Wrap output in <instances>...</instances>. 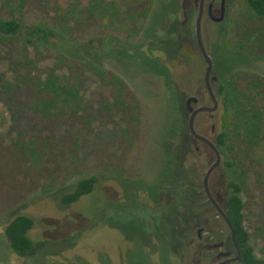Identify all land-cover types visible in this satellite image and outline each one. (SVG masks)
Here are the masks:
<instances>
[{
	"label": "rangeland",
	"instance_id": "374dc122",
	"mask_svg": "<svg viewBox=\"0 0 264 264\" xmlns=\"http://www.w3.org/2000/svg\"><path fill=\"white\" fill-rule=\"evenodd\" d=\"M60 1L65 4L69 0ZM150 1L119 0L126 12H143ZM188 4L186 0H152L148 16L138 22L142 33L133 41H125V35L105 26L91 27L80 35L82 41L94 38L96 42L112 37L104 46L105 64L140 96L144 120L139 130L120 119L105 126L95 123L88 149L59 155L61 164L54 174L57 187L52 193L30 190L26 193L28 202L0 217V264H183L171 245V241L174 245L177 242L175 236L182 240L181 226L172 223L170 216L180 212L187 201L169 200V182L171 188L177 183V191L183 183H196L197 175L204 176L214 155L202 143H194L188 128L187 98L197 96L203 104L210 102L204 81L207 64L196 45V14L192 20L185 16ZM28 19L34 21L36 16ZM206 29L211 37L202 34V39L213 60L216 83L232 69L264 76V61L249 60L229 49L227 38L243 39L229 21V11L226 25H207ZM247 36L264 52V27L250 28ZM21 54L19 44L14 50L15 61ZM6 68L2 62L0 70ZM88 84V97L96 100L101 87L95 76H90ZM220 117V109L213 118L201 114L198 128L213 140ZM11 125V114L0 102V139L9 136ZM21 125L30 126L31 121L23 117ZM129 125L131 132L124 135L127 145L122 149V133ZM117 169L141 180H118ZM222 170L225 177L220 183L226 187L230 178L225 164ZM92 175L98 176L99 182L91 193L77 202L62 203L63 194L76 188V180ZM12 199L13 195L0 205H9ZM259 204L254 197L250 231L256 252L264 259V212ZM18 215L34 219L33 240L50 241L29 259L14 253L4 231ZM192 261L190 257L187 264Z\"/></svg>",
	"mask_w": 264,
	"mask_h": 264
},
{
	"label": "trees",
	"instance_id": "16d2710c",
	"mask_svg": "<svg viewBox=\"0 0 264 264\" xmlns=\"http://www.w3.org/2000/svg\"><path fill=\"white\" fill-rule=\"evenodd\" d=\"M151 8L152 0L143 12L123 11L119 0L65 4L0 0V65L7 67L0 70V102L12 117L9 136L0 139V202L13 195L9 205H0V217L28 202L30 190L52 193L57 187L54 174L61 164L59 155L88 149L95 123L105 126L120 119L139 130L144 120L142 99L104 61L106 39L112 37L96 42L94 38L82 41L80 35L91 27L105 26L125 35V41L136 40L142 33L138 22ZM30 16L36 19L29 22ZM229 21L243 38H227L229 49L249 60L264 61V52L247 36L250 28L264 27V0H230ZM19 44L22 54L15 61ZM91 75L101 87L96 100L88 97ZM216 84L221 117L215 143L226 157L230 178L227 216L237 234L242 264H263L250 231V207L256 197L264 212V76L232 69ZM23 117L31 121L30 126L21 125ZM130 132V125L123 130L122 149L127 145L124 135ZM117 170L118 180H141L127 170ZM76 182L75 189L63 194L62 203L77 202L91 193L99 178L92 175ZM34 226L33 218L18 215L4 229L9 246L20 258L33 257L50 243L30 237Z\"/></svg>",
	"mask_w": 264,
	"mask_h": 264
},
{
	"label": "flooded vegetation",
	"instance_id": "af4514ba",
	"mask_svg": "<svg viewBox=\"0 0 264 264\" xmlns=\"http://www.w3.org/2000/svg\"><path fill=\"white\" fill-rule=\"evenodd\" d=\"M189 3L187 6L185 5V16H188L190 20H192L196 14V20L198 18L200 12V0H186ZM224 3L225 15L222 16V9ZM229 3L230 0H205L204 4V13L202 18V34L203 36H207V38L211 37L210 32L206 29L207 25H226L229 11ZM195 38H196V30H195ZM210 40V39H208ZM197 43V42H196ZM197 45V44H196ZM198 47V46H197ZM203 57V56H202ZM205 81V80H204ZM212 85L214 92L216 93L217 84L215 80H212ZM206 86V84H205ZM206 90L209 95L210 102L209 104H203L201 102V98H198L197 103H192L193 108H198L200 106H212L214 102L211 98V95L206 87ZM217 96V94H216ZM191 97V96H190ZM219 100V99H218ZM187 109V103H186ZM220 109L219 108L215 112H201L195 118V129L200 134L209 138L206 134L202 133L204 130L202 128H198V116L201 114H208L209 117H215V114ZM188 111V110H187ZM189 112V111H188ZM189 112V117H190ZM189 120V118H188ZM205 128V125H203ZM189 128V127H188ZM211 130H216V124L211 126ZM216 135V134H215ZM192 136V135H191ZM194 139V143H202L205 148H212L205 143L204 141L197 139L192 136ZM213 143H215V138L213 140L209 138ZM216 145V143H215ZM217 146V145H216ZM218 147V146H217ZM197 150H199V146H196ZM219 149V147H218ZM220 153L221 150L219 149ZM214 155L211 158L213 164L216 161V154L213 151ZM224 164L223 154L221 153V162L220 164L211 172L208 179V187L209 190L217 201V203L222 208L225 216L220 212V210L214 205V203L210 200L207 192L205 191L204 178L206 176V172L203 177L199 174L198 180L196 183H185L182 184L181 189L177 191V183L176 186L169 188L170 192H172L169 199L171 202H176V200H186L184 204H182V208L180 212H176L173 216H170L172 219V223L175 225L181 226V237L182 240L174 237L177 242L174 243L171 241L172 249L174 252L180 256V259L183 264H187L190 257H193V264H242V251L240 245L237 240V234L232 225L229 217L226 212V201L229 195L228 184L225 187L220 180L225 177L224 170L221 171V166ZM209 165V167H210ZM208 167V168H209ZM227 170V167H226ZM173 184V182H172ZM181 185V184H180ZM185 185V186H184ZM184 186V187H183ZM187 186V187H186ZM173 188H175L173 190ZM189 198V199H188Z\"/></svg>",
	"mask_w": 264,
	"mask_h": 264
},
{
	"label": "water",
	"instance_id": "95a60500",
	"mask_svg": "<svg viewBox=\"0 0 264 264\" xmlns=\"http://www.w3.org/2000/svg\"><path fill=\"white\" fill-rule=\"evenodd\" d=\"M224 1L225 0H223V2ZM204 4H205V0H200V12H199L198 18L196 20V42H197L198 49H199L200 53L202 54V56H203V58L207 64V67L205 70V79L204 80H205L206 87H207V89L211 95V98L214 102V105H212V106H200V107L194 109L192 106V103H194V104L197 103L198 98L195 96L188 97L186 100L187 110L191 113L189 120H188V127L190 130V134L193 137L200 139V140L204 141L205 143H207L216 154V158H217L216 161L210 165V167L208 168V170L206 172V176L204 178V185H205V191L207 192V195L209 196L210 200L220 210V212L225 216L222 208L217 203V201L214 199V197L212 196V194L209 190V187H208V179H209L211 172L221 162V153H220L218 147L215 145V143H213L206 136L197 132L195 129V118L199 113H201V112H215L219 108V100L216 96V93L214 92L213 85H212V80H216V78H217L215 75H212L214 73V64H213L212 58L208 55V53L206 51V48L203 44V39H202V18H203V13H204ZM224 15H225V10H224V3H223L222 16L224 17Z\"/></svg>",
	"mask_w": 264,
	"mask_h": 264
}]
</instances>
